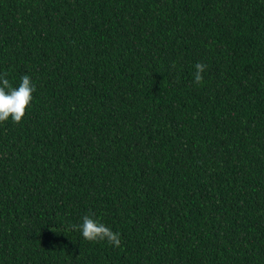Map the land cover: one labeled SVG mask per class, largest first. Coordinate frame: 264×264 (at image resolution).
<instances>
[{"label":"trees","instance_id":"trees-1","mask_svg":"<svg viewBox=\"0 0 264 264\" xmlns=\"http://www.w3.org/2000/svg\"><path fill=\"white\" fill-rule=\"evenodd\" d=\"M3 73L0 264H264V0H0Z\"/></svg>","mask_w":264,"mask_h":264},{"label":"clouds","instance_id":"clouds-1","mask_svg":"<svg viewBox=\"0 0 264 264\" xmlns=\"http://www.w3.org/2000/svg\"><path fill=\"white\" fill-rule=\"evenodd\" d=\"M194 83H203V73L207 69L204 63L195 65ZM7 74H0V123L12 119L14 123H20L33 100L32 93L35 85L28 75L21 77L18 86H13L6 78ZM73 230H79L87 241H107L109 244L119 247L121 244L120 233L114 232L110 227L96 219L94 214L84 215L82 223L72 225ZM54 231L53 229H51Z\"/></svg>","mask_w":264,"mask_h":264}]
</instances>
